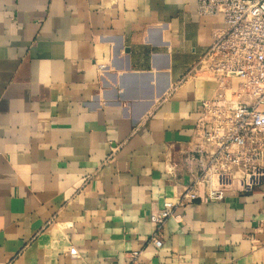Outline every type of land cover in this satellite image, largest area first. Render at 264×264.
<instances>
[{"label":"crops","instance_id":"0c3cea01","mask_svg":"<svg viewBox=\"0 0 264 264\" xmlns=\"http://www.w3.org/2000/svg\"><path fill=\"white\" fill-rule=\"evenodd\" d=\"M197 0H0V264H264V182L196 200ZM76 246L78 256L69 253Z\"/></svg>","mask_w":264,"mask_h":264},{"label":"built area","instance_id":"2783aa9c","mask_svg":"<svg viewBox=\"0 0 264 264\" xmlns=\"http://www.w3.org/2000/svg\"><path fill=\"white\" fill-rule=\"evenodd\" d=\"M197 13L224 18L192 68L217 89L202 101L197 142L187 158L188 187L154 215L150 240L157 248L166 220L179 218L178 207L221 201L230 189L253 191L264 182V0H197ZM69 253L78 256L77 247Z\"/></svg>","mask_w":264,"mask_h":264}]
</instances>
